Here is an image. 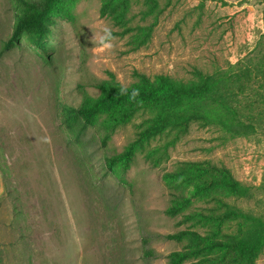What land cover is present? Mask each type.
Listing matches in <instances>:
<instances>
[{"label":"rangeland","instance_id":"obj_1","mask_svg":"<svg viewBox=\"0 0 264 264\" xmlns=\"http://www.w3.org/2000/svg\"><path fill=\"white\" fill-rule=\"evenodd\" d=\"M100 6L101 0H80L73 19L56 18L45 52L26 36L4 51L21 9L17 0H0V170L16 188L12 199L0 202V264H166L182 248L167 235L187 227L209 231L166 213L174 189L163 175L185 162L226 166L251 187L250 197L237 198L181 185L191 209L209 215L219 197L264 215L263 1L159 0L147 13L136 0L129 26H152L139 47L134 31L124 33L100 16ZM104 24L118 38L110 52L93 50L90 42ZM198 70L220 82L216 92L254 125L251 134L234 137L199 123L180 135L163 134L136 154L123 185L104 159L135 138L146 113L117 128L106 145L101 126L75 142L61 123L59 104L98 96L103 81L128 86L136 73L189 81ZM151 150L161 155L155 165L145 158ZM255 264H264V250Z\"/></svg>","mask_w":264,"mask_h":264},{"label":"trees","instance_id":"obj_2","mask_svg":"<svg viewBox=\"0 0 264 264\" xmlns=\"http://www.w3.org/2000/svg\"><path fill=\"white\" fill-rule=\"evenodd\" d=\"M79 1L17 0L21 13L17 16L13 34L4 43L3 50H8L26 36L31 46L45 52L55 19H73V9ZM134 1L101 0L100 16L111 19L124 33L134 31L135 39H138L136 46L139 47L147 42L152 26H129V12ZM143 3L147 13H153L159 0H143ZM136 77L137 80L128 85L129 93L132 89L140 90L136 101H130L126 95H119V88L123 84L112 79L98 84L100 92L96 97L86 96L77 105L68 102L59 104L61 123L75 142L80 141L90 128L101 126L104 130L101 140L106 145L117 128L128 124L137 114L146 113L135 138L120 153L104 159L106 170L120 184H128L127 174L136 154L143 151L151 140L163 134L186 133L194 123L219 127L234 137L247 136L255 130L253 124L240 119L238 111L228 106L221 92H216L220 82L213 75L198 70L195 78L189 81L166 74H157L151 78L136 73ZM145 158L155 165L161 155L151 150L145 154ZM0 172L4 184L0 202H3L13 198L16 188H12L10 177ZM163 179L174 189L171 192V206L166 213L170 216L181 215L186 222H191V226L209 227L207 233L187 227L167 235L168 239L181 243L182 248L171 252L166 264H183L192 259H197L200 264H255L264 250V215L231 206L219 197L215 198L217 207L213 209L214 212L206 215L190 208V201L181 187L189 186L197 194L218 192L223 196L248 198L251 195L249 185L235 178L226 166L208 161L185 162L165 173ZM21 208L24 209L22 205ZM225 223L235 225V230L223 231L222 225ZM146 253L148 256L153 254L151 250Z\"/></svg>","mask_w":264,"mask_h":264},{"label":"clouds","instance_id":"obj_3","mask_svg":"<svg viewBox=\"0 0 264 264\" xmlns=\"http://www.w3.org/2000/svg\"><path fill=\"white\" fill-rule=\"evenodd\" d=\"M92 37L90 38V42L94 45L93 50L101 51V52H110L115 48V42L118 39L114 33L113 29L110 25L104 24L98 32H93ZM119 95L128 96L130 101H136L140 96L139 89H132L129 93L127 84L122 85L119 88ZM142 103V101H141ZM45 143L50 141L49 137L42 138Z\"/></svg>","mask_w":264,"mask_h":264},{"label":"crops","instance_id":"obj_4","mask_svg":"<svg viewBox=\"0 0 264 264\" xmlns=\"http://www.w3.org/2000/svg\"><path fill=\"white\" fill-rule=\"evenodd\" d=\"M4 194V184H3V179H2V175L0 172V197H2Z\"/></svg>","mask_w":264,"mask_h":264}]
</instances>
